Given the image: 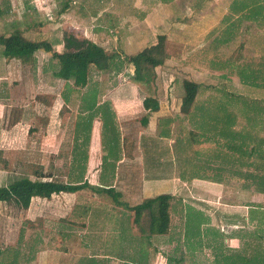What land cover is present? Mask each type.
I'll return each instance as SVG.
<instances>
[{
    "label": "rangeland",
    "instance_id": "obj_1",
    "mask_svg": "<svg viewBox=\"0 0 264 264\" xmlns=\"http://www.w3.org/2000/svg\"><path fill=\"white\" fill-rule=\"evenodd\" d=\"M234 1L0 0V35L9 36L13 28L17 26L23 31L26 38L30 40L46 39L53 43V51L61 52L60 39L63 31L71 34L74 40L86 36V32L89 38L91 37L90 31L95 32L98 34L95 37L97 42H101L107 51L118 54V58L115 60L116 65L112 69L100 72L91 67L89 71L88 83L99 87L100 94H97L96 98L100 100H104L105 97L102 95H107L108 89H113L121 80L126 82L128 79L121 77L122 74L126 76L127 73L128 66L126 67L125 57L157 42L159 36L166 35L169 56L165 63L158 68L156 80L150 84L135 80L130 81L140 85L144 95L156 96L164 104L166 110L173 114L172 124L177 127L173 130L172 137L177 141V149L173 151L175 153L166 152L169 135L164 136L160 132L155 133L156 136L164 138L165 142L161 139L153 142L152 139L145 140L144 138L143 163L145 160V164L143 167L147 168V172L150 171L153 179L169 178L176 175L189 181L193 177L206 178V173H204L206 170L203 168L216 166L219 170L210 172L209 176L211 177L209 178L218 182L222 179L221 168H223V161L226 159V162L231 164L233 168L230 172L231 178L242 173L241 167L243 165L247 168L254 167L255 171L250 170L252 172L248 179L252 178V182L256 180V184L262 183L264 186V115L256 111L259 109L258 104L264 106V87L247 86V89L241 90L231 82L235 75H231L232 78L228 77L227 80L230 82L227 83V87L225 86V90L229 94L244 93L245 97H243L250 103L246 107L244 102L241 105L238 101H230L234 105H241V107L235 117L236 119L234 118V123L228 126L229 130L225 128L223 118L205 119L206 135L204 132L198 135L195 148L192 146L194 143L189 141L188 130L195 128L199 132L200 129L196 123L182 117L179 111L184 79L201 84L197 103L204 101L208 96L207 90L203 88L207 76L205 73L199 74L198 71L204 70V62L211 54L207 52L202 54L201 48H196V46L204 44L206 39L215 34L217 37L220 34L219 38H225L227 41L230 38L234 40L223 46V49L221 48L220 56L231 55L232 58L238 50V54L241 55L236 56L237 59H241V56L246 54V60L256 59L253 61L260 66L262 65L261 69L264 71V48H261L264 47V43H262L264 42V21H254L251 15L244 14V11L241 10L238 11L239 8L231 10ZM257 1L264 3V0ZM254 9L260 12L258 7L254 6ZM183 18L184 21H181ZM233 19L239 22L236 24L233 22L229 26L232 29L230 31H233L232 34H229L227 26ZM184 35L186 37L182 39ZM248 36H256L255 40L257 41H260L261 38L262 46L251 41L247 43V52L244 51L243 53V50H240L237 45L242 38L249 40ZM255 46H259L260 49L254 50ZM207 51L212 52L209 49ZM34 58L31 66L21 65L15 60H7L2 55V46L0 45V186L7 185L12 180L22 176L32 177L34 171L51 172L57 180L76 183L83 180L85 175L89 178L85 168L87 162H100L99 155L102 150L88 149L91 134L90 121L95 117L91 109L88 110L87 114H80L76 117L74 131L70 124L65 123V136L63 137V134L59 132L62 116L64 111L66 112L68 109L66 105L76 101V95L79 93L81 95V92L75 88L72 80L60 81L53 76L51 73L53 70L51 52L39 49L35 52ZM232 61L237 60L233 57ZM120 72L121 74H119ZM262 78L264 77L262 76ZM255 80H259V77L257 76ZM262 81L264 83V79ZM218 92L223 93V91ZM39 94L49 101L46 108L49 119L47 126L31 132L30 127L37 124L35 117L13 124L15 118L21 115L22 112L18 110L21 108L29 107L34 111L33 108L36 106L37 116L46 117L43 111L44 106L35 105V97ZM110 94L115 96L116 92L112 90ZM90 97L87 98V107L90 105L88 100L93 99V94ZM231 99L233 100V98ZM208 103L209 101L206 104ZM229 104L227 103L226 107L230 116L233 117L236 114L231 108L233 106ZM223 105L220 100L215 107L224 112ZM208 107L213 109V107ZM101 110L103 111L102 120L104 124L101 120L100 125L103 127L102 130L99 129V143H104L106 150L116 152L119 150V138L122 134L119 127L116 126V122H112L114 116L111 115L109 119L105 113V107H101ZM249 110L251 112L256 111L257 115L254 114L251 117L252 113H249ZM65 118H67L66 114ZM206 118H209L208 114ZM119 124L123 125L122 122ZM230 132L232 134L237 133L231 136ZM102 133L104 141L101 138ZM74 134L75 137H73ZM86 136H88V142L81 145ZM225 136L230 137V143L241 145V148L239 150L229 149L230 152H227L228 142ZM73 138L78 140L80 146L71 150L74 143ZM212 139L218 143H222L223 140L225 142L217 150L215 148L212 150L210 147ZM187 150H194V152L189 155ZM204 150H208V152ZM69 162L71 163L69 164ZM77 164H82V166L84 164V166H80L82 169L79 170L76 167ZM106 165L110 166V163ZM245 173H249V171ZM248 179L245 178L246 185L250 184ZM166 189L167 186L162 188V191H167ZM246 189H250L251 193H246L247 199L262 204L263 210L258 213L262 219L252 218L250 217L251 214L248 213L246 219L233 220L231 218L220 224L230 228L240 224L243 226L249 224L255 230L258 226L264 225V189L260 190L259 186L254 188L249 185ZM254 191L256 193L261 192V196L259 198H256L255 195L252 196ZM93 197L101 201L96 204L91 201ZM123 197L125 200L128 198L129 204L134 203L133 197H129L125 193H123ZM237 198L238 196H229L231 203H237ZM113 204L111 198L106 194H96L90 189L76 193L53 194L48 199L34 197L26 210H17L8 204L0 203V264H65V246H69L67 244L71 234L69 233V226L65 224V219L68 218L65 214L70 209L78 210L77 205L85 209L87 206L88 210L94 205H99V207L107 205L108 210L130 211L125 207H114ZM181 204L175 202L171 210L172 229L180 230L179 235H176V241L178 239L179 244L178 246L176 244L177 247L170 246L172 241H170L169 236H166L163 243V252L168 259L166 264H217L220 256L227 258L228 249L218 244V236L215 235V233L223 235V232H219L221 225H217V221H215L214 226L217 227L214 228H217L215 229L217 231L214 233L211 230L212 234L208 228H205L204 224L201 225L202 227H198L197 224L206 222V218L201 213H196L197 217L195 219L190 218L187 224L182 216L188 217L186 213L190 207L186 208ZM120 226L123 225L120 224ZM139 228H148L146 212H143L140 217ZM200 228L201 230H199ZM124 230H127L126 227ZM188 234H197V241L193 244L195 248L190 249L186 246L187 240H189V245H192ZM117 237L125 248L131 246L133 251L138 248L136 249L138 258L147 256L148 252L145 250L148 242L147 236L143 235L141 238H137L132 234L129 235V232L123 231L122 233L117 232ZM155 238L153 236L152 242ZM211 238H215L212 239L215 241L213 244ZM132 239L135 240V244ZM220 241L222 242V238ZM211 247L215 249L214 253H217L219 257H212L213 250ZM132 250L131 254L134 253ZM233 250L234 247H232V252Z\"/></svg>",
    "mask_w": 264,
    "mask_h": 264
},
{
    "label": "crops",
    "instance_id": "obj_2",
    "mask_svg": "<svg viewBox=\"0 0 264 264\" xmlns=\"http://www.w3.org/2000/svg\"><path fill=\"white\" fill-rule=\"evenodd\" d=\"M197 18L199 19V16ZM181 21H184V18ZM84 30L88 31L86 29ZM238 33H240L239 30ZM90 35L91 37L89 38L97 42L95 37H97L98 34L90 31ZM216 35L217 34L206 39L204 44L196 46V48H201L202 54L204 52L211 54L204 62V70L198 71L199 74L205 73L207 76V81L203 88L207 90L206 92L208 95L204 101L198 103L206 104L209 101V103L206 105L213 107L216 104H219V101L221 100L224 104L223 107L225 111H228L226 104L231 103L229 105L233 106L231 108L235 114L238 115L243 102L247 107V104L250 103V101H247L244 98V93L238 92L239 94H229L228 91L225 90V86L227 87V83L230 82V80H227V78L231 77V75H235L231 82L237 85V87L241 90L247 89V86L264 87V83L262 81V79H264L262 78V76L264 77V71L261 69L263 66L261 65V67L257 64V62L255 63L253 61L256 59L246 60V54H243L244 56H241V59H237V57L241 55L238 54V50L233 56L234 59L237 60L235 62L232 61L233 57L231 58V55L220 56L221 48L223 49V46H226L230 41L234 40L230 38L231 40L229 39L227 41L225 38H219L220 34L218 37ZM86 37H88L87 32ZM185 37L186 36L184 35V38L182 39H185ZM247 38L249 40L242 38L237 45L240 50H243V53L248 49L247 43L251 41L256 42L258 45L261 44L260 46H262V43H264L261 41V38L260 41L255 40L256 36H248ZM97 43H100L101 45V42ZM207 49L211 50L212 52L210 53L207 51ZM253 49L259 50L260 47L255 46ZM195 64L201 65L200 63ZM119 74H121V72ZM257 76L259 77V80H255ZM121 77H123V74ZM133 82L130 80L123 82L121 80V82L115 85L113 89H108L109 92L107 95H102V97H105L104 100L96 98L97 94H100V89L95 84L87 83L84 87H75L81 92V95L79 93L75 97L76 101H72L69 105H66L68 108L66 114L67 112L72 113L74 119L73 128L75 130L76 117L80 114H87L88 110L91 109L92 114L95 117L92 118V121H90L91 134L89 138L88 149L102 150L99 155V163L89 161L87 164H85L89 178L87 175H85L84 179L80 181H88L90 184L97 186H113L117 190L125 193L127 196L133 197L134 203L132 204H135L145 198L154 197L162 192L169 193L173 196L170 214L175 202H179L182 203L181 205L184 207L191 208H188L189 210L186 213L188 215V222L190 218L195 219V217H197L196 213H201L206 218V222L201 223L200 225L196 223L198 227H202L201 225L204 224L205 228H208L209 231L212 230L215 233V231H217L215 229L217 228L214 227L217 226H214V222L217 221L216 224L221 225L219 232H223V235H219L218 233H215V235L217 234L216 236H218V244H221V246H223L225 249H228L229 255L227 258L220 256L221 258L217 264H264V246L261 243L262 240L260 239L262 231L259 229L262 225L258 226L255 230V228L249 224L246 226L240 224L239 226L237 225L231 228L229 226L225 227L223 224H220L228 221L231 218L233 220L246 219L248 213L251 214L250 217L252 218L257 219L258 217L259 219H262L261 215L258 214L261 210H263L262 204L260 202H255L246 198V193H250V189H246L247 185L254 188L257 185L256 180L252 182V178L248 179L249 174H251L252 171H255V168H247L243 165L241 167L242 173L231 178L230 172H232L233 168L231 164L226 162L227 160L224 159V166L221 168L222 179L218 180V182H214L213 179L209 178L211 177L209 176L210 172L219 170L216 166L203 168V170H206V172H204L206 173V178L193 177L189 181L177 177L176 175H173L169 178H151L152 176L150 175V171L147 172V168L143 167L145 164V160L143 163V139H152L154 140L153 142H157L158 139L163 141L164 138L155 135V133L159 132L158 120L160 118L166 117L172 120L173 114L166 110V107H164V104H162L160 100V109L157 112L149 114L148 111L144 109L142 103V100L146 95L142 93L140 85H137ZM112 90L116 92L115 96L110 94V91ZM218 91H223V93L220 94ZM91 94H93V99L88 100L90 105L87 107V98H91ZM231 98H233V100ZM230 101H238V103H241V105H234V103ZM258 105L259 109L256 111H259V114L264 115V106H262L263 104ZM101 107H105V113L109 116V119L111 115L114 116V118H112V122H116V126L119 127V130L122 134V136L119 138V150L116 152L106 150L105 144L103 142V144L99 143V129L102 130L103 127L100 125L103 118V111L101 110ZM256 111H250L249 113H252L250 116L253 117L254 114L257 115ZM147 115L149 120L148 123L144 125L142 120ZM63 116H65V111ZM47 122H49V120ZM120 122H122L123 125L119 124ZM102 124H104L103 120ZM176 127L177 126L173 125L171 121L170 137L167 139V149H165L166 152L171 151L172 153H175L173 151L177 149V141L172 137L173 130H175ZM192 129L195 128H191L189 130ZM73 137H75V134ZM101 138L104 141L103 133ZM225 138L228 142L226 150L227 152H230V137L225 136ZM214 140L212 139L210 143L212 150H214V148L217 150L219 146L225 142V140H223L222 143H218L214 142ZM73 141L74 143L73 146H71V150L80 146L78 140L73 138ZM197 141L198 136L195 137V141L191 140V142L194 143L192 145L194 148L196 147L195 145H197L195 144ZM86 142H88V136L84 137V141L81 145L86 144ZM97 143H99L98 146ZM212 150L210 151L212 152ZM204 151L208 152V150ZM187 152L189 155H192L194 150H187ZM222 154L224 156V153ZM258 159L260 160V158ZM70 163L71 162H69V164ZM107 163H110V166H107ZM80 166H82V164H77V169L81 170L82 168ZM246 171H249V173H245ZM245 178L249 180L250 184H245ZM80 181L76 183H80ZM166 186L167 191H162V188ZM231 195L238 196L237 203L230 202L229 196ZM254 195L256 198H259L261 196V192L256 193V191H254L252 196ZM124 198L125 197L122 196L121 199L127 202L128 198H126V200ZM91 199V201L96 204L101 201L95 197ZM113 205L114 207L122 208L121 206H117L115 204ZM77 208L78 210L74 211V209H70L67 214H65L68 216V218L65 217V224L69 226V233H71L69 235L70 237L67 244L69 246H65V264H166L168 259L166 257L167 255H165L163 252V243L165 242L166 236H169L170 241H172L170 246H176V244L178 246L179 244L178 239L176 241V235H179L180 230H177L179 231L177 232L172 229L171 226L167 234L151 233L149 228H139L140 219L139 221L135 222L133 220L134 214L131 211L124 212L123 210H108L107 205H103L101 207H99V205H94L90 207L91 209L89 210L87 209V206L85 209L82 206L77 205ZM185 216H182V218L187 220ZM256 219L254 220L257 221ZM120 224L123 226H120ZM125 227L127 230H124ZM199 230H201V228ZM123 231L129 232V235L132 234V236H136L137 238H141L143 235L147 236L148 242L145 246V250L148 252L147 256L138 258L136 253V249L138 248L133 251L131 246L127 248L124 247V244H122L121 240H119L117 237V232L122 233ZM212 231L211 233H208L212 234ZM196 233H198V231H196ZM199 234L201 233L199 232ZM153 236L156 238L152 242ZM196 236L197 234H188V238H190V242H192V245L190 246L189 240L186 241V246L188 248H195L193 247V244L195 241H197ZM122 237L125 238V236ZM221 238L222 242L220 241ZM212 239L213 238H211V240ZM245 240L252 242H245ZM133 242L135 244V240H133ZM214 242L215 241H213L212 244ZM232 247H234L233 252ZM211 248L213 250L212 257L218 256L217 253H214L215 249L213 247ZM131 250L134 252L133 254L130 253Z\"/></svg>",
    "mask_w": 264,
    "mask_h": 264
},
{
    "label": "trees",
    "instance_id": "obj_3",
    "mask_svg": "<svg viewBox=\"0 0 264 264\" xmlns=\"http://www.w3.org/2000/svg\"><path fill=\"white\" fill-rule=\"evenodd\" d=\"M241 4V5H238ZM255 7L260 9V12ZM244 11V14L251 15L254 21H264V3L257 0H235L231 6V10ZM260 17H262L260 19ZM257 18V19H256ZM240 20V19H239ZM235 22H239L235 19L231 20L227 26L229 34L233 31L229 26ZM263 26V25H262ZM59 41V40H58ZM62 44V51H53V43L46 40H30L26 38L23 31L15 26L9 36L0 35V45L2 46V55L7 60H15L21 65H29L34 62V54L37 50L43 49L47 52H51V59L53 61L52 74L60 81L68 82L73 81L75 87H84L88 83V75L91 67L98 71H108L112 69L118 58L116 52L107 51L102 45L98 44L94 40L82 36L77 40H74L73 36L67 31H63L62 38L60 39ZM169 54L167 52V39L166 35L159 36L157 42L143 47L133 55H128L126 58L127 73L123 75L122 79L135 80L138 82L150 84L157 78V70L161 67ZM119 68V67H118ZM126 80V81H127ZM124 81V80H122ZM200 90V84L198 82L184 79L183 80V94L180 102V114L182 117L196 123L199 127V132L195 129L189 130V141H195V137L200 135L201 132L205 133L206 121L205 119L224 120L226 129H230L228 126L232 125L235 121L234 115L230 116L229 112L223 110L222 112L218 107L213 106L210 109L206 104L197 103V96ZM35 97V105L44 106L45 118L37 116L36 106L33 110L29 107L18 109L21 111V115L15 118L14 123L22 122L35 117L37 124L30 127V131L34 132L47 126L48 116L46 108L49 105L47 98L40 96ZM143 107L149 114L157 112L160 109V101L156 96H145L142 100ZM207 106V107H206ZM212 107V106H210ZM15 110V111H18ZM68 111V110H66ZM39 113V111H38ZM66 114V112H65ZM208 114L209 118H206ZM39 115V114H38ZM66 117L63 116L61 124L59 126V132L65 136V123L70 124L73 129V115L71 112H67ZM235 118V119H234ZM149 117L145 116L142 123L146 125ZM160 133L164 136H170V124L171 119L160 118L159 120ZM168 125V127H166ZM168 129H166V128ZM202 128V129H201ZM237 133V132H236ZM232 134L231 136L236 135ZM206 135V133H205ZM241 145L229 143L230 150H239ZM260 190H263L262 183L257 184ZM263 188V189H262ZM84 189H90L96 194H106L112 200V202L121 207H125L134 214L133 220L139 221L143 212H146L148 218V228L151 233L167 234L171 227V214L170 209L172 206L173 196L169 193H160L154 197L145 198L135 204H129L122 200L123 192L117 190L113 186H97L92 185L88 181H82L80 183L63 182L54 178L51 172H39L34 171L33 176H22L12 180L7 185L0 186V203L8 204L17 210L28 209L31 199L34 197L50 198L53 194L60 193H76ZM188 224V218L186 220ZM262 235L260 239L264 246V225L260 227ZM245 242H252L245 240Z\"/></svg>",
    "mask_w": 264,
    "mask_h": 264
}]
</instances>
